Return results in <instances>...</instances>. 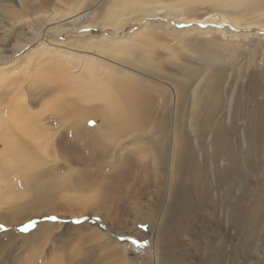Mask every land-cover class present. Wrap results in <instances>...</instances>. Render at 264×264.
I'll list each match as a JSON object with an SVG mask.
<instances>
[{"label":"rangeland","instance_id":"rangeland-1","mask_svg":"<svg viewBox=\"0 0 264 264\" xmlns=\"http://www.w3.org/2000/svg\"><path fill=\"white\" fill-rule=\"evenodd\" d=\"M66 1L0 0V106L10 94L24 93L22 102L13 98L11 104L26 100L24 106L41 116L38 118L51 142L49 156H44L39 171L40 191L37 189L47 206L44 210L35 207L34 203L41 202L22 174L7 172L9 187L0 179V264H137L121 246L133 238L143 250L153 232L157 234L159 264H264V218L255 221L254 228L246 227L252 209L264 204V30L245 26L249 20H254L253 24L264 20V15L246 7L215 5L221 0H164L156 12V4L137 0L129 5L126 1L115 16L117 32L103 27L72 31L78 25L71 23L72 27L55 35V25L60 22L49 15L52 6L80 2ZM81 2V21L99 18L111 4V0ZM170 5L176 7L170 9ZM20 10L29 17L42 14L36 22H23L19 35L9 24L12 11L19 15ZM186 13L194 16L181 21ZM222 15L224 22L217 20ZM230 17L241 20L238 29L231 28ZM138 32L147 37L143 44L131 41ZM181 36L196 52L176 45ZM98 40L108 45L121 42L126 52L110 53L98 43L97 48L105 53L95 51L94 46L86 50ZM96 60L116 68L112 73L124 91L133 92L132 97L142 96L136 116L138 129L123 132L121 139L108 140L100 133L90 137L88 132L74 138L62 126L73 118L71 109L58 107L55 101L61 94L60 83L43 76L45 68L53 67L87 74L92 80L86 67ZM67 64L76 66L75 72L65 70ZM204 68L209 71L200 80ZM99 70L109 71L105 66ZM200 83V117L192 124L189 114L194 85L190 84ZM211 95L215 99L209 100ZM61 144L65 157L58 153ZM101 145L105 153L99 154ZM172 153L180 159L175 176ZM2 172L1 167L3 177ZM172 176L175 187L188 189L191 207L181 223L184 229L175 232V242L168 245L164 236L173 232L176 218L166 200ZM49 183L53 185L49 187ZM79 185L93 188L80 192L69 188ZM112 187H118L119 194L99 210L75 200ZM12 188L14 198L10 197ZM94 226L106 229L107 236H89ZM34 233L39 238L31 240Z\"/></svg>","mask_w":264,"mask_h":264},{"label":"bare ground","instance_id":"bare-ground-1","mask_svg":"<svg viewBox=\"0 0 264 264\" xmlns=\"http://www.w3.org/2000/svg\"><path fill=\"white\" fill-rule=\"evenodd\" d=\"M64 1L67 2L66 0ZM126 1H128L129 5H133L137 0H130V1L129 0H111V2H109L111 3L108 8L109 10H107L106 12H103L102 16H100L99 18H95V16L93 17L90 16V19H88L87 21H81V13H80V10H81L80 4L82 3L81 0L79 3H74V4L63 3L60 7H57L54 4L52 6V10L49 12V15L56 16L57 20H59L60 22V25L59 24L55 25L56 29L54 31V34L60 35L65 30L66 26L72 27L73 26L72 24L78 25L75 29H70L72 31L79 30V29L89 30V29H94L96 27L98 28L103 27V28H112L113 32H117L119 23L116 22L115 16L118 13L117 11L119 9L124 8V4L126 3ZM142 1L146 5H154V4L158 5V7H154L153 9V12H156V11L161 10V7H162L161 5L164 0H142ZM172 1L182 3L184 0H172ZM203 1L205 0H188V2H203ZM172 4H175V3H172ZM175 5L178 6L177 4ZM215 5L222 6L225 8H230V9L234 7L235 8L236 7L238 8L246 7L248 11H254L257 13H261L260 15H264V13H262L264 11V0H221ZM176 6L170 5L169 8L171 9ZM20 9H22V7ZM65 11L67 13L64 14ZM89 13L92 14L93 10H90ZM41 14L42 12L41 13L38 12V13L32 14L31 17H29L22 10H20L19 15L16 14L14 11H12V15L10 17L11 23L9 24V26L12 27V24H13L17 28L18 32L16 30L15 31L20 35L19 31H20V28L23 22L30 21V20L32 22L34 21L36 22L40 20L39 17L41 16ZM188 16H194V15H189L187 13L183 14L180 20L185 22L187 19H189ZM230 18H231V25H230L231 28L234 30H236V28L238 29L241 26L240 25L241 20L240 21L237 20L238 17H230ZM217 20L224 22L225 16L224 15H222L221 17L217 16ZM253 21L254 20H249L245 26L248 28L250 26L251 27L254 26V27H258L264 30V20H258V22H255V24L252 23ZM158 24H161V23L158 22ZM171 29L174 33L177 32L176 29L174 28H171ZM184 31L186 30H183V32ZM191 31L193 30H190L189 32ZM199 32L201 34L203 33L202 31H199ZM132 36L133 37L131 41L133 43L143 44L144 40L147 39V37L143 36L141 32H138L137 34H133ZM178 38H179V42L178 44L176 43V45L181 46L182 48H184V50L188 51L189 53L196 52L195 51L196 49H194V47H191L188 45L187 39L184 36H181ZM35 40L38 41L39 39L35 38ZM26 42H28V40ZM91 42L94 43L95 41H91ZM96 43H98V46L100 48L105 49V51L110 52V53L114 52L115 54V53H119L122 51L126 52V50H123L124 47L121 48V45H122L121 42L115 41V45H108L106 43H103V41L101 40L96 41L93 45L90 44V46H87L86 50L89 51V48H92L94 46L95 51H100L101 53L102 52L105 53L104 50H99L97 48ZM80 44L83 45V47L85 46L83 42ZM142 49L144 50V48ZM166 50L169 51L170 48L166 47ZM170 52L172 53V49ZM176 56H179V55L176 54ZM63 63L66 64V62H63ZM91 66H94L98 69L91 70ZM102 66L103 67L105 66L107 70L109 71L100 73L101 70L99 69H102ZM208 66L210 67L211 64H209ZM51 68H48V69L45 68L43 70V73H44L43 76H47L48 79L51 80L52 82L56 80V82L60 83L59 87H60L61 94L58 97V99H55V101L58 107L63 108L65 106H68V108L71 109L72 111L71 117L73 118L70 120L69 123H67L66 125L63 124L62 126H66L67 130H70V133L73 136L75 135L74 138H78V136H84V134L88 132L90 137H93L92 133H100V134H103V136H105L108 140L121 139L124 137V136L122 137L123 132L126 131V134L128 133L130 134V133H134L135 130L138 129V125L136 124V116L139 114L140 108H142V104H141L142 96L135 95L132 97L131 95L133 94V92L123 90L122 83L118 84L116 80V78L118 77L112 73V72H116L115 67H113L112 65H106L98 60L90 63V65L86 67V71L90 73L92 80L89 79L87 74L82 75V73L75 72L74 69H76L77 67L73 66L72 64H67L65 66V70L71 69L75 73L67 72L62 69L58 70L55 68L54 69H51ZM208 71H209V68L202 69L201 73L204 74V77L203 75L198 73V75L202 76L200 80H204V78H206ZM190 86H193V89L191 91V94H192L191 103H190L191 112L189 115H190V118L192 119L190 120L191 123L194 124L195 121H197V119H199L200 117V109H199L198 100H199V94L201 93L202 88H201V83L198 85L190 84ZM160 91L165 92L166 89H161ZM142 93L145 95L146 92L142 91ZM24 95L25 94L22 92L18 94H15V93L10 94L8 101L6 102L7 104L6 103L4 104L6 105V107L4 105L0 106V107H5L2 109L0 108V111L2 114L0 117V145L2 146L0 150V160H2L1 161L2 166L0 164V168L2 167L3 172H4V174L3 172L1 173V175L3 174L4 176L3 177L0 176V179H1V183L4 186L9 187L6 182L7 172H9L13 176L22 174V176H24L28 180V182L26 183L30 184L31 187H33L32 193L33 195H35V199L41 202V203L39 202L34 203L36 205L35 207H37V210L42 211L47 206H45V204H42L44 203V200L41 198L42 195L39 192L41 187H38V186H39L40 181L42 180L40 176L41 172L39 171H41L42 167L44 166L43 165L44 158H45L44 156H49L48 149H49L51 142L47 141V138H46L47 133L44 132L45 127L43 126V124H41V119H39L41 118V116L32 114L24 106V104H26V100L22 103L23 105L22 104L18 105L15 103L11 104V100H13V98H14V101L18 99V100H21L22 102V100L25 99ZM69 96H72V98L71 100L68 101ZM212 99H215V98H213L212 95L209 96V100H212ZM135 104L137 106H135ZM203 117L206 119L208 116L204 114ZM68 124L69 126L67 127ZM118 147L119 145L116 146V148ZM63 150H64V147L61 144L60 147L58 148V153L60 154V156L65 157L66 153ZM97 151L99 154L105 153L103 149V145L98 147ZM179 160H180L179 157H175L173 153L170 155V164L173 168H175V172L173 176H175V173L178 170L177 166H178ZM173 176L168 179L169 187H167L166 200H167V203H169L168 206H170L172 210L176 213V218L174 219V225H173V228L176 231L172 228L173 232L167 233L164 236L165 242L168 245H172V243L175 242L176 237L174 233L181 230L182 228L184 229V227L181 226V223L182 221L186 220V217L188 216L190 212L189 209L191 207L190 195L188 194V191H187L188 189L186 187H177V186L175 187ZM52 185L53 184L49 183V187ZM13 187H18V186H13ZM69 188L74 189L75 191H78V190L83 191V190L92 189L93 187H90V186L81 187L79 185V187H69ZM37 189L39 191H37ZM18 192H19V189L17 188V193ZM119 192L120 191L118 187H112L111 190L106 188V189H102L101 191H98V189H96V191L93 192L91 196L89 195L88 197L87 196L85 197V196L80 195V196H77L75 200L80 205L86 204V203H89L91 206L95 205L97 206L96 210H99L102 208L100 206L106 205L105 203L107 201L109 203L110 197L116 196V194H119ZM14 194L15 193H13V188H12L10 190V195H11L10 197L14 198L13 197ZM83 195H87V193L85 194L83 193ZM104 207H107V206H104ZM255 208H253L251 211V215H250L251 219H249L248 222H246V227L249 226V228H254L255 224L257 223V222L255 223V221L259 219L262 220L264 218V204L262 203V205L255 206ZM161 209L162 211H161L159 219L163 217V214L167 209V205H165V207ZM236 219L237 218L234 216V221ZM61 222L63 223V220ZM179 223L180 225L178 227ZM96 233H97V236H99L100 238H103L104 236H107L108 234V233L106 234V229H99L96 226H94L91 228L89 236L93 237ZM155 235H157L155 234V232L150 234L145 245H143L146 247V248H143V250H141L142 245L140 246V248L136 247V245L133 243L134 239L128 237L129 243L128 244L123 243V247L121 246V250L125 254H128V252H130L129 254L134 256L132 257V260H134L135 263L137 264H139V262H141L140 264H149V263L159 264V258L157 254V249L159 248L156 247ZM30 238L31 240H33L39 237L36 236V234L34 233L32 234ZM102 240L104 242L105 239H102ZM104 245L105 244H103V246ZM105 246H107V244ZM110 246L112 245L110 244ZM239 250H240V247H238L237 252H239Z\"/></svg>","mask_w":264,"mask_h":264}]
</instances>
